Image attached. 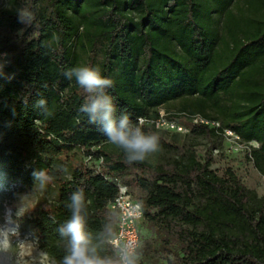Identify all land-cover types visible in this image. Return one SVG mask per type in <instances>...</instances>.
<instances>
[{"label":"trees","instance_id":"obj_1","mask_svg":"<svg viewBox=\"0 0 264 264\" xmlns=\"http://www.w3.org/2000/svg\"><path fill=\"white\" fill-rule=\"evenodd\" d=\"M235 1L7 0L0 7L7 52L0 69V211L32 190L33 172L44 170L55 197L19 218V232L32 234L54 264L67 253L69 238L58 230L71 218L77 191L91 254L119 263L109 242L118 181L141 200L142 222L153 234L140 236L135 264H264V196L231 169L219 174L210 153L199 158L194 147L167 140L168 131L148 123L142 130L173 155L129 163L79 111L88 94L65 76L76 67L99 70L112 81L105 91L116 116L126 113L134 125L160 107L174 117L218 121V129L258 144L251 158L263 168L264 0H242L236 9ZM21 9L33 13L31 24L18 21ZM215 128L197 124L172 138L211 137Z\"/></svg>","mask_w":264,"mask_h":264},{"label":"clouds","instance_id":"obj_2","mask_svg":"<svg viewBox=\"0 0 264 264\" xmlns=\"http://www.w3.org/2000/svg\"><path fill=\"white\" fill-rule=\"evenodd\" d=\"M17 17L25 25L31 24L34 19L33 13L23 9L17 11ZM65 76L68 79L74 77L76 83L88 94L79 111L87 116L90 124L99 125V130L112 144L123 149L129 163L142 162L149 154L158 151L159 139L156 135L146 134L139 124L130 122L126 113L116 116L112 99L105 91L112 86V81L101 76L99 70L76 67L66 72ZM38 103L43 105L45 102L41 100ZM33 178L41 189L51 179L42 169L34 171ZM83 207V191L73 193L68 205L71 218L58 230L61 237L69 238L62 264H112L110 260L91 254L89 240L84 232V217L81 215ZM23 214L22 207L14 211L11 206H5L0 211V264H21L19 256L13 250L12 241L19 237V218ZM120 264H135V259L125 251Z\"/></svg>","mask_w":264,"mask_h":264},{"label":"rangeland","instance_id":"obj_3","mask_svg":"<svg viewBox=\"0 0 264 264\" xmlns=\"http://www.w3.org/2000/svg\"><path fill=\"white\" fill-rule=\"evenodd\" d=\"M242 2L236 0L234 8ZM7 6V0H0V7ZM220 18L219 22H221ZM222 23V22H221ZM221 25V24H220ZM4 33L0 30V45L3 48ZM159 111L166 112L165 107H160ZM183 125L191 126V120L183 115L176 117ZM216 134L211 137L205 135H176L172 138V132L164 133L167 140L173 141L178 145H190L194 147L199 158L207 153L212 156L211 167L219 174H223L227 169H231L242 180V182L251 188L257 197L264 196V166L260 168L251 158V151L258 147L255 141L245 142L240 138L229 135L226 131L215 128ZM162 132V131H159ZM115 149L116 145L110 143ZM173 153L158 149V151L149 154L145 159L151 163L161 161L166 157L172 156ZM56 194L55 185L49 180L46 186L41 189L37 184L32 190L21 194L17 199L10 202L13 210L22 207L24 214L20 217L29 216L38 206L47 207L54 199ZM137 198V195L134 194ZM141 238L152 237V232L144 222L140 225ZM22 242L21 244H17ZM13 250L20 258L21 264H54L50 257L37 244L36 238L30 233H20L17 239H13ZM137 257V253L134 254Z\"/></svg>","mask_w":264,"mask_h":264},{"label":"built area","instance_id":"obj_4","mask_svg":"<svg viewBox=\"0 0 264 264\" xmlns=\"http://www.w3.org/2000/svg\"><path fill=\"white\" fill-rule=\"evenodd\" d=\"M7 52L0 45V69L6 62ZM139 118V119H138ZM135 125L151 124L160 131L188 133L193 125L206 124L210 127H218V121H210L201 116L190 118L191 126L183 125L176 117L167 112L159 111V114L153 118L140 116ZM229 135L238 137L231 129H224ZM89 157L87 161L89 162ZM102 158H99V162ZM118 192L114 199L109 202V207L116 213L115 232L109 242L116 250L121 261L122 254L127 251L132 256L140 243V225L144 218L143 206L140 199L136 198L126 184L118 181Z\"/></svg>","mask_w":264,"mask_h":264}]
</instances>
